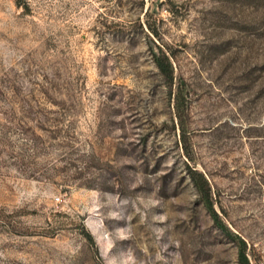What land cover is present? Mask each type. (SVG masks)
<instances>
[{"label":"rangeland","instance_id":"rangeland-1","mask_svg":"<svg viewBox=\"0 0 264 264\" xmlns=\"http://www.w3.org/2000/svg\"><path fill=\"white\" fill-rule=\"evenodd\" d=\"M242 241L264 264V0H0V264Z\"/></svg>","mask_w":264,"mask_h":264},{"label":"trees","instance_id":"trees-1","mask_svg":"<svg viewBox=\"0 0 264 264\" xmlns=\"http://www.w3.org/2000/svg\"><path fill=\"white\" fill-rule=\"evenodd\" d=\"M156 63L163 75L167 78V80L171 83L174 80V70L172 64L169 60V57L166 54H161L156 57ZM185 145H187L186 133H185ZM196 175L200 178V183L196 179ZM193 179L199 184L201 191L206 196V200L210 202V187L208 181L205 177L198 173L196 170H193ZM240 260L242 264H251L249 260V256L247 253V244L245 241H242V245L240 247Z\"/></svg>","mask_w":264,"mask_h":264}]
</instances>
